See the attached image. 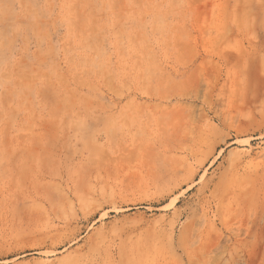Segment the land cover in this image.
<instances>
[{
	"label": "rangeland",
	"instance_id": "1",
	"mask_svg": "<svg viewBox=\"0 0 264 264\" xmlns=\"http://www.w3.org/2000/svg\"><path fill=\"white\" fill-rule=\"evenodd\" d=\"M0 264H264V0H0Z\"/></svg>",
	"mask_w": 264,
	"mask_h": 264
}]
</instances>
